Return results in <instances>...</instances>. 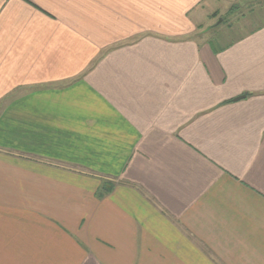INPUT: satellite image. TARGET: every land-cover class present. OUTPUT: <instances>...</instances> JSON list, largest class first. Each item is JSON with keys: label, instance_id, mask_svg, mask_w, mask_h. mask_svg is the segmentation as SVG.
Returning <instances> with one entry per match:
<instances>
[{"label": "crops", "instance_id": "crops-1", "mask_svg": "<svg viewBox=\"0 0 264 264\" xmlns=\"http://www.w3.org/2000/svg\"><path fill=\"white\" fill-rule=\"evenodd\" d=\"M203 1L0 0V264H264V0Z\"/></svg>", "mask_w": 264, "mask_h": 264}, {"label": "rangeland", "instance_id": "rangeland-1", "mask_svg": "<svg viewBox=\"0 0 264 264\" xmlns=\"http://www.w3.org/2000/svg\"><path fill=\"white\" fill-rule=\"evenodd\" d=\"M202 2V1H201ZM263 2H260L259 0H204L202 3V6L204 5L206 11L209 9H217L219 10V18L218 19H208L205 20V23L207 25L211 24V27L214 26L213 29L209 31L207 29V26L205 29H202L203 32H207V36L212 34V31L216 30L218 26L217 22L219 20L222 26H226L227 24L230 26H233V29L230 32V36H235L234 33H236L238 29L242 30V27L237 28L238 25L241 23L248 24L249 20L251 21H262L263 18H261L262 15H259L256 13L255 8L262 5ZM254 7V8H253ZM259 11V10H258ZM219 23V24H220Z\"/></svg>", "mask_w": 264, "mask_h": 264}, {"label": "water", "instance_id": "water-1", "mask_svg": "<svg viewBox=\"0 0 264 264\" xmlns=\"http://www.w3.org/2000/svg\"><path fill=\"white\" fill-rule=\"evenodd\" d=\"M220 21H221V20H219V21L217 22V24H219V23H220ZM237 99H239V98H237Z\"/></svg>", "mask_w": 264, "mask_h": 264}]
</instances>
